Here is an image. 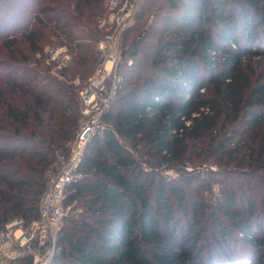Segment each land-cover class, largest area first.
Masks as SVG:
<instances>
[{
  "label": "trees",
  "instance_id": "16d2710c",
  "mask_svg": "<svg viewBox=\"0 0 264 264\" xmlns=\"http://www.w3.org/2000/svg\"><path fill=\"white\" fill-rule=\"evenodd\" d=\"M106 13L0 0V229L38 218L71 154ZM138 17L51 264H264V0H145Z\"/></svg>",
  "mask_w": 264,
  "mask_h": 264
},
{
  "label": "built area",
  "instance_id": "2783aa9c",
  "mask_svg": "<svg viewBox=\"0 0 264 264\" xmlns=\"http://www.w3.org/2000/svg\"><path fill=\"white\" fill-rule=\"evenodd\" d=\"M144 1L106 0L107 13L100 23L105 33L97 44L100 58L79 92V131L71 154L68 159L59 157L63 168L44 192L38 218L29 222L16 218L0 229V264H51L67 214L64 205L67 187L81 177L79 166L88 143L106 131L105 116L121 84L119 63L123 36ZM45 52L49 60L58 63V68L70 60L64 45L48 47Z\"/></svg>",
  "mask_w": 264,
  "mask_h": 264
},
{
  "label": "rangeland",
  "instance_id": "374dc122",
  "mask_svg": "<svg viewBox=\"0 0 264 264\" xmlns=\"http://www.w3.org/2000/svg\"><path fill=\"white\" fill-rule=\"evenodd\" d=\"M142 4H143V3H142ZM140 8H141V7H140ZM140 8H139V10H138V13H137V15H136V17H135V19H134L132 25H131L129 28H133L135 25H137V24H139V23L142 24V21L139 20V17H138V15H139V11H140ZM152 21H153V17L151 16L150 19L147 21L146 26H148L149 23H152ZM104 31H105V30H104ZM122 46H123V41H122ZM48 47H51V46H48ZM48 47H46V48H48ZM205 169H206L205 166L202 165V166L198 167V168L196 169V171H197V172L202 171L203 173H205V171H206ZM205 176H206V175H205ZM205 176H203V177H205Z\"/></svg>",
  "mask_w": 264,
  "mask_h": 264
}]
</instances>
